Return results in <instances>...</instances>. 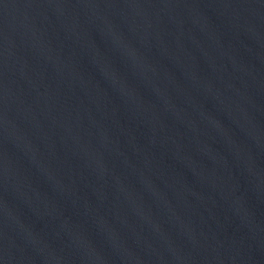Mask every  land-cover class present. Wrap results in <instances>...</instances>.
<instances>
[{"label":"water","instance_id":"water-1","mask_svg":"<svg viewBox=\"0 0 264 264\" xmlns=\"http://www.w3.org/2000/svg\"><path fill=\"white\" fill-rule=\"evenodd\" d=\"M0 264H264V0H0Z\"/></svg>","mask_w":264,"mask_h":264}]
</instances>
